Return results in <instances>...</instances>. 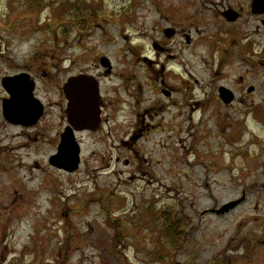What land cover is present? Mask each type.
Segmentation results:
<instances>
[{"label":"rangeland","instance_id":"rangeland-1","mask_svg":"<svg viewBox=\"0 0 264 264\" xmlns=\"http://www.w3.org/2000/svg\"><path fill=\"white\" fill-rule=\"evenodd\" d=\"M250 1L0 0V79L35 51L59 54L70 73L93 70L96 55H106L115 68L107 86L121 92L123 111H141L152 91L139 51L154 56L151 40L172 22L168 8L183 29L191 11L209 36L215 24L197 13L208 19L215 4L244 5L241 37L252 32L258 52L264 28L249 19ZM168 45L176 57L167 66L187 69L191 76L177 77L190 91L156 107H163L154 118L161 126L143 139H123L134 115L114 120L108 137L85 133L74 173L49 164L58 128L45 124L34 142L0 122V264H264V80L252 103L224 109L216 88L237 85L243 69H225L216 82L218 55L200 46L192 56L180 35ZM122 73L135 76L122 80ZM139 81L144 94L132 97ZM243 191L246 201L231 212H210Z\"/></svg>","mask_w":264,"mask_h":264},{"label":"flooded vegetation","instance_id":"flooded-vegetation-1","mask_svg":"<svg viewBox=\"0 0 264 264\" xmlns=\"http://www.w3.org/2000/svg\"><path fill=\"white\" fill-rule=\"evenodd\" d=\"M253 3L254 0H251L247 9L249 19H252V15L256 16V18H260L261 27L264 28V12L254 13ZM169 9L170 11H167L168 15L166 18L167 21L170 22L172 20V22L170 25L160 30V38H153L150 43V51L154 56L150 57L149 55H145V53H143L144 48L139 51V58L147 64V71L150 72L145 75L152 91L146 99V102H150V106L142 107L141 111H139V107L135 108V105H133L131 110L123 111L122 106L119 104L121 92L117 90L114 91L112 86H107L115 75V68L108 71L107 68L103 67L101 58L105 55L99 54L97 56L95 68L93 70L81 69L77 73H70V71H64V62L59 54L56 55L55 52L48 51H35L32 52L31 56L23 60V62H17L16 60L15 62L13 61L12 64H9L11 66L10 70L7 74L3 75L0 80H2L4 76L9 75L12 77L11 86L13 85L15 88L23 87V90L25 89L24 97L29 95V97L32 98L30 106L25 110L29 112L27 114L28 119H26L27 123L31 121L35 112L40 113L41 111V114L29 125L14 124L8 121L4 114L3 100L6 98L11 100L13 104L11 106V111L13 112L16 104V101H13L17 99V95H15L13 89L9 92L7 89L1 87L3 90V96L0 100V122L3 124L2 127L6 129H18V131H20L19 134L24 140L28 138L33 139L34 142L42 140L45 124H47L48 129L50 127H52V129L58 128L55 136L57 138V150L62 134L73 124L70 116L72 111L74 112V107L77 104L76 98L80 97L81 102L85 104L84 107L86 111L92 113V117H95L93 120L88 121V113L86 112L87 119L86 123L83 124L84 126L75 125L74 134L80 146H82V138L85 133H100L101 136L108 137L113 132L115 133L112 125L114 120L127 119L132 115L135 116V119L129 121L131 123L127 125L125 137L123 139H127L128 136L129 139L131 138L133 140L143 139L145 135L161 126L160 121L157 122L156 125L154 124V118L160 116L163 107L159 109L156 107L160 104H171V99H173L177 93L186 96L185 94L190 91L189 83L179 78H183V73L191 76L187 69H180L182 71V73H180L176 72V69L170 70L169 66H167L170 61L174 62L176 57L171 53L172 49L169 47L168 41L173 40L179 35L183 38L186 48L192 56L196 55V49L200 46H204L206 50H210V55L213 57L218 55L216 65L219 70L217 69L218 72L213 78L216 82L224 80V78L221 79V76L225 69L232 71H234V69H243V72L237 77V85L232 81L229 85L220 84L217 86L216 90L219 107L232 109L237 105L242 106L252 103V96L255 95L259 89V82L264 80L260 75V73H264V43H259V51L257 52V50L255 51L257 43L252 41V32H247L244 37H241L245 31L241 28L239 23L242 21L243 23L249 22L247 20L248 18H244V5L232 6L231 4H215L208 11L210 15L208 19H206L207 15L204 17L203 14L197 13L195 16H198L203 22H207V25H210L208 23L215 24L216 30L207 32L208 34H212L209 36H203L204 32L201 29L204 25L202 24L199 27L195 24L197 21H193L194 16L191 11H185L184 13V20L190 17L193 19L189 26L183 29V27L177 26L178 23L176 21H173L174 10L172 8H168V10ZM257 9L260 10L262 7L259 6ZM180 17L181 15L179 18ZM176 18L178 17H174L175 20ZM201 20H198V22H201ZM181 34H183L184 37ZM220 35H222V37L224 36L226 41H222ZM221 44L222 46H220ZM255 52L258 53L255 57L259 59L252 63V54H255ZM162 56L167 59L160 60ZM238 60L241 62L240 66L236 64ZM75 64L78 63L75 62ZM252 68L258 72V74H253L255 78L252 76ZM117 75L120 76L122 80H125L129 76H135L134 74L130 75L128 73ZM257 77L260 80L256 79ZM171 80L174 82L180 81L179 85H181V87L173 85L170 82ZM139 82L140 89H137L132 94V97H139L144 94L141 88H143L145 84L143 81ZM155 86L156 88L154 90ZM222 88L228 90L226 93L227 98L222 95ZM130 94L129 92V95ZM69 96L73 97L72 103L70 102ZM35 100L38 102V105L40 103L39 106ZM184 101H186V99ZM204 101L205 103L203 104L209 103V101ZM192 106H194V103ZM20 118L24 119V116ZM261 124L264 125V122L261 121Z\"/></svg>","mask_w":264,"mask_h":264},{"label":"water","instance_id":"water-1","mask_svg":"<svg viewBox=\"0 0 264 264\" xmlns=\"http://www.w3.org/2000/svg\"><path fill=\"white\" fill-rule=\"evenodd\" d=\"M261 6L262 9L258 10L257 8ZM253 12H264V0H254L253 3ZM105 65H108L105 62ZM10 78H4L3 85L4 87L11 92L12 89L15 91V95H17V99H15L13 102L16 101L15 109L12 112L11 106L13 105L11 100H7L4 102V114L8 121L15 123V124H23V125H29L32 124L36 120L37 117L40 116L41 113L35 112L33 114V118L29 123L26 122V119H28L27 114L29 113L28 110L25 111L28 106H30V101L32 100L29 95L27 97H24V90L23 87L15 88L13 85L11 86V80ZM227 89L222 88V95L227 98ZM73 97H76L72 95ZM73 97L69 96V99L72 101ZM224 98V99H225ZM77 104L74 107V112L71 113L72 123L73 125L77 126H84L83 124L86 123L87 114L85 109V104L81 102L80 97L76 98ZM227 100V99H226ZM230 100V99H229ZM73 107V106H72ZM88 113V118L91 117V113ZM21 116H24V119L20 118ZM50 163L60 169H64L69 172H74L78 169L80 164V156H79V147L78 144L75 141V138L71 132H68L62 136V142L60 143L58 153L53 155L50 158ZM245 199V196L242 199L232 201L230 203H227L223 205L220 209H215L213 212L217 214H224L229 212L230 210L234 209L238 204H240Z\"/></svg>","mask_w":264,"mask_h":264}]
</instances>
